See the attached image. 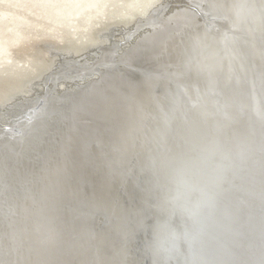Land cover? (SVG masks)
I'll use <instances>...</instances> for the list:
<instances>
[{
	"label": "bare ground",
	"instance_id": "obj_1",
	"mask_svg": "<svg viewBox=\"0 0 264 264\" xmlns=\"http://www.w3.org/2000/svg\"><path fill=\"white\" fill-rule=\"evenodd\" d=\"M17 1L0 0V103L9 102L7 104L8 109L12 108L13 113L18 112V107L30 102H36L35 108L41 110L47 107V105L42 104L44 103V99L49 95H56V98L53 99V107L56 110L54 111L53 107H51V111H49V114L46 113L45 118H43L45 116L44 112V116H41L40 120H37L39 121L38 124L34 120H28L27 124L30 123L28 126L33 127L28 131V134L25 130V124L23 125L20 122L18 125V129H20L18 132H22L24 135L27 134L28 143L34 138L47 142L48 138L51 137V140H48L50 141L49 153L51 154V159L47 161L46 166L37 168L35 164H32V161H24L29 167L25 175L27 178L25 181H30V176L39 174L37 169L43 168L39 174L41 175L40 180H36L35 177L34 180L30 181L32 182L31 187L34 190L35 188L39 190L41 186L43 188L38 191L39 197H36L37 193L32 192L34 193L33 195L22 200H18V196L16 195H19L16 187L19 182L17 171L20 161L14 165H9L14 172V178L10 180L9 184V190H11L10 199L12 201L9 199L10 203L5 206L11 217H8V220L10 221L12 231H14V236H16L17 251L15 246L13 247L15 249L14 255L10 252L11 249H4L5 254L3 256L0 254V264L68 263L64 258L72 250L70 246L75 244L77 246L81 243L73 236V234H76L77 227L72 228L65 221L63 214L57 211L70 205L68 195H73L78 188L86 186L87 159L90 153L100 149L95 148L96 144L105 145L107 142L105 140H109L112 136L118 134L124 135L122 133L123 130L119 131L122 126V111L124 108L130 107L133 98L141 96L132 103V105L137 106V110H134V113L137 115H142L144 110L143 104L145 102L140 103V101H146L149 108L151 102H157L156 96L159 98V107H164L163 98L155 95L149 87H153L154 83H159V79L164 82L174 79L175 73L179 74L180 65H178V61L181 67L189 66L187 70L183 67L186 72L192 68H198V70L201 68L200 70H202L210 64V58L213 60L216 58L224 64L227 61L226 64L229 66H231L230 62H232L235 77H238L237 80L234 78V82H240L239 77L250 74L252 76V84L245 85V88L249 89V95L243 94V97L240 99L238 95L229 93L226 101L230 97H234L235 100L230 99L232 103L230 107H235L236 110L242 112L240 110L241 106L236 101L239 99L242 108L254 110L256 115L264 118V33L260 32L262 31V27H264V0H251V3L246 0H207L206 6L208 8L198 6L197 3H194V0H153L147 6L141 5L144 0H140L138 1L140 6L134 12L130 10L132 3L127 7L125 6L126 0H87L85 3L79 0H71L73 2L64 12L62 8H55V3L46 6V3L43 2L44 0H39L38 4L43 3L47 14H49L45 18H40L39 15L34 16V12H31L34 8L38 7V4L35 3L36 1H21L20 5H18ZM63 1L66 2L67 0ZM133 1L135 2L136 0ZM159 3L158 10H154V13L143 21V19L150 15L149 12ZM66 4L68 3L66 2ZM242 7L244 9L240 10ZM112 9L115 11L114 13H112ZM30 12L31 14H29ZM201 12L207 13L209 19L205 17L206 21H201L199 16ZM218 13L223 14V18H215V15ZM67 16L68 18H66ZM226 19L228 22H220ZM259 19L262 21V27L255 33L253 28L256 29ZM158 20H162V24L157 23ZM207 22L215 26L213 30H218L219 38H216L215 43L209 44L207 39H204L201 40L204 44H195L194 42L203 37L211 39V37L207 36H212L213 30L209 29ZM129 24L130 26H128ZM117 25H120V29L121 25L128 27L126 31L127 38L128 36L131 37L135 31H138L142 27L149 26L150 28L144 29L139 34L137 33L135 42L131 41L130 44H125V48L122 49L120 46H117L121 45L120 41L115 42L117 37L114 38L115 36H119V33L118 35L116 34L118 31L112 33L118 29ZM115 27L117 29H114ZM106 30L112 33L108 38H112V41L115 42L114 44L109 43L108 35L99 36L102 31ZM232 30L237 31V36H235L236 34L232 35ZM224 35L227 36L223 37ZM124 39H126L125 36ZM46 41L47 44L52 42L56 46L58 44L63 46L61 49L64 52L68 51L70 55L71 53L77 55V59L75 57L64 58L63 60L66 59V61L60 62L62 64L61 67H63L59 68L62 71L57 73L56 69L58 68L54 59L50 61L43 59L46 57V53H49L48 49L46 51L42 47V42ZM106 41H108L109 45L107 51H111V53L106 50L101 51L102 49L99 48L97 58L94 54L90 57V53L85 55L87 52H91V50H96V47L100 46V44L101 46L103 43L106 44ZM245 48L250 49V56H245ZM32 49L34 53H41L43 57L41 56L38 60H27L29 57L25 59L21 58L20 55L24 51L29 52ZM37 54L36 57L39 56ZM109 55L113 56L112 60L108 58ZM83 57L86 59H83ZM114 58H117L116 61ZM139 58H142V60H139ZM174 58L178 60L176 63L172 61ZM254 62L257 63V67H253ZM239 64H245L247 69H244V66L242 67ZM98 65L100 67L107 66L104 68L113 66V68H117L115 70L116 73L110 76L103 68L99 72V70L97 71L100 68ZM58 66L60 65L58 64ZM70 72H76L75 75H86L90 72L92 74L100 73L102 76L103 74L105 76L101 78L94 77V81L85 79L79 82L76 79H70V75H68ZM61 73L62 75H67L66 77H62L67 81L56 84L57 78L60 77L59 74ZM116 75H121V78L120 82L114 83L117 78L115 77ZM228 75L229 72L225 71L226 78H230L233 74L227 77ZM40 79L43 80L38 82ZM209 81L216 82L213 79H209ZM32 82H35V84L30 87V90H25V87ZM50 82L54 84L48 86ZM200 87L203 86L197 84L190 85L191 89L194 88L198 91L197 94L202 93L199 96L200 99L206 98L207 101H211L212 98H217L216 100L225 98L224 93L219 90L216 93L217 90H208V88L205 90ZM245 88L234 84V89H239L243 93ZM60 89L62 91H59ZM32 90H36L37 92L35 91L36 93H31L28 96V93ZM22 93L26 96L19 99L15 98ZM165 101L169 104L172 99L168 98ZM233 110L235 111L234 115L229 120L239 123L238 125H234L232 130L235 134L239 137L247 135L246 138H252L256 144L259 138L264 139V123L257 124L255 122V120L258 122L260 117L255 115L251 118L250 111L242 116L234 108ZM257 110L261 113H257ZM5 111L2 112L0 117V123H3V126L0 128L1 136L8 137L7 133L11 132L17 136L14 137L15 140H12L13 143L18 141V143L23 145L22 135L15 133V127L17 126L7 124V122L5 124L4 121L7 120V118L4 119L3 117L6 114ZM167 111L171 117H174L173 114L175 113L171 110V105H167ZM28 114L32 116L31 113L28 112ZM39 116L37 115L36 117ZM146 116L145 114V118ZM24 120L27 121V119ZM149 120L152 121L154 118H151L150 115ZM168 120L171 125V119ZM116 121H118L116 124L119 126V130L107 133V131L112 129V125H115L112 122L115 123ZM35 127L36 132L32 131ZM47 130L52 132V134L48 135ZM44 132H46V135ZM38 134L42 136L39 137ZM78 141L87 144L86 146L83 145L82 149H75L74 145ZM31 144L30 146L29 144L26 145L30 149L40 153L37 145L33 142ZM52 145L57 147V149L52 150ZM0 147H2V141L0 142ZM7 147L6 143V150L8 152ZM103 150L104 148H101V151ZM120 151L128 153L130 150H128L127 144H123ZM56 156L57 159L54 158ZM82 160L85 161V165L81 163ZM65 175H67L66 178ZM74 178H77L78 181H74ZM152 180H155V178L153 177ZM254 180L260 181L259 177H256ZM97 188H100L101 192L105 193L104 197L106 199H103L104 201L111 198L110 200L114 202L120 195H117L119 190L117 185L114 188H109V185L103 182L102 184L98 183ZM12 192L15 193L13 194ZM135 192L136 189H134L132 195ZM19 203L21 204L18 205ZM60 204L64 206L60 207ZM0 205H3V203ZM0 209H3V207ZM129 210L130 207L128 206L126 211ZM135 215L136 221L138 220L139 222L141 216ZM124 218H126V221L129 219L130 224L127 223L124 227V230L129 232L130 226L136 221L134 219L131 220L129 213ZM158 227L159 225L155 227V232ZM168 231L170 232L166 233L163 243L157 247L160 249V252L162 250L169 251L171 256L175 258L177 251L174 245L179 246V242L174 239V243L171 245L166 240L175 237L177 234L174 230L170 229ZM84 233L90 235L93 233V229L86 228ZM61 236L62 238H60ZM51 237L55 239H50ZM64 237H67V241L63 240ZM102 240L104 238L99 237V242L97 243L101 245ZM107 240L104 241L107 242ZM129 240L134 242L133 238H129ZM18 246L20 247L19 252ZM129 247L128 253L122 251L120 264H140L133 261L137 260V255L141 253L139 246L134 244ZM135 254L136 256L134 257ZM144 255L146 254L144 253Z\"/></svg>",
	"mask_w": 264,
	"mask_h": 264
},
{
	"label": "water",
	"instance_id": "obj_2",
	"mask_svg": "<svg viewBox=\"0 0 264 264\" xmlns=\"http://www.w3.org/2000/svg\"><path fill=\"white\" fill-rule=\"evenodd\" d=\"M246 1L251 3V0ZM194 3L201 7H207V0H194ZM159 5L160 3L149 12L150 15L143 21L149 18L154 10H158ZM242 9L244 7L240 8V10ZM202 12L201 15L199 14L200 19L206 21L204 18H208V15ZM220 22L225 23L228 20ZM157 23L162 24V20H158ZM261 24L262 21L259 19L256 29L253 28L255 33L262 27ZM207 26L212 30L215 28L210 23ZM124 28L127 31L128 27ZM149 28V26L142 27L135 31L131 37H126V44H130L131 41L135 42L137 33ZM260 32L264 33V27ZM236 33V30H232V35ZM110 34L112 33L106 30L102 31L99 36L108 35V38L111 36ZM225 36L227 35L223 37ZM207 37H211V39L203 37L194 43L204 44L201 41L204 39H207L209 44L215 43L216 38H219L218 30H213L212 36ZM108 39L109 43H115L112 38ZM117 46L121 47V45ZM117 46L115 47L118 48ZM249 50V48H245V56H250ZM108 52L111 53V51ZM65 57L77 58V55L69 53ZM172 61L176 63L178 60L174 58ZM209 61L210 64L202 70L199 67V70L192 68L188 72L186 70L189 66H183L186 69L184 71L178 61L179 74L176 72L174 79L165 82L159 79V83H154L153 87H149L155 95L163 98L164 107H159V98L156 96L158 103L151 102L149 108L146 101H140V103L145 102L144 110L142 115H137L134 113L137 106L132 103L141 96L133 98L130 107L124 108L125 110L122 111L120 130L116 124L118 121H116L112 122L115 124L112 125V129L107 131L108 133L113 130H123L124 135L112 136L109 140H105L107 141L105 145L96 144L95 148L100 149L90 153L87 159L86 186L78 188L73 195H68L70 205L63 203L68 207L65 206L60 211H57L56 208V211L63 214L65 221L72 228L77 227L76 234L73 236L78 242L83 243V245L70 246L72 250L64 258L68 261L67 264H120L122 251L128 253L129 246L134 244L139 246L141 253L137 255V260L133 261L140 264H264V139L259 138L256 144L252 138L247 139V135L239 137L235 134L232 130L234 125L239 123L229 120L234 115L233 108L236 110L235 107H230L232 104L230 99L235 100V98L230 97L226 101L229 93L238 95L240 99L243 94L249 95V89L245 88V85L252 84V76L250 74H248L249 76L242 75L239 77L240 82H234V78L237 80L238 77H235L232 62L229 66L226 64L227 61L224 64L216 58L214 60L210 58ZM141 62L143 63V61ZM61 65L57 68H62ZM239 65L247 69L245 64ZM116 66L118 67L117 64ZM254 66L257 67L256 62H254ZM104 67L107 66L100 67L97 71L100 72L103 68L110 76L116 73L117 68ZM58 69H56L57 73L62 71V69ZM225 71L229 72L227 77L233 75L226 78ZM62 73L59 74L60 77L57 78L56 84L67 81L62 78L67 75H62ZM92 73L75 75L76 72H70L68 75H70V79L73 78L79 82L85 79L94 81V76H98L97 78L105 76L100 73ZM115 77L117 78L114 83L120 82L121 75ZM138 77L141 78L140 75ZM209 79L216 82H210ZM42 80L40 79L38 82ZM202 83L206 85L204 86ZM34 84L35 82L30 83V86L25 87V90H30ZM51 84L54 83L50 82L48 86ZM193 84L203 86L200 88L205 90L207 88L208 90H217L216 93L219 90L224 93L225 98L220 100L212 98L211 101H207L206 98L200 99L199 96L202 93L197 94V90L190 88V85ZM234 84L244 87V93L239 89H234ZM35 91H30L28 96L37 92ZM24 96L19 97L18 95L15 98L19 99ZM54 98L56 95H49L44 99L42 104L47 105L45 109H36V102H30L18 107L17 113H13L12 108L8 109L9 102L0 103V117L2 112L7 109L3 116L4 119L7 118L4 121L5 124L7 122V124L17 126L15 133L22 135L24 141L23 145L18 141L13 143L15 134L10 132L7 133L8 137H4L0 133V142L2 141V147H0V204L3 203L0 205V208L3 207L0 209V254L2 256L5 254L4 249H11L12 254L15 249L17 251L16 236H14V231H12L8 220V217H11L5 206L10 203L9 184L10 180L14 178V172L9 165L20 161L17 171V178L20 180L18 179L16 187L19 193V195L16 194L18 200L27 199L34 194L32 192L37 193L36 197H39L38 191L43 186L39 190L37 188L34 190L30 181L35 177L36 180H40L41 175L39 174L43 168L37 169L39 174L30 176V181H25L29 167L24 161H32L36 168L46 166L47 161L51 159L50 141H48L51 140V137L48 136L47 142L34 138L28 143L27 134L33 127L28 126L30 123L27 124V122L34 120L38 124L37 120L44 116V112L43 118H45L46 113L49 114L53 107ZM168 98L172 99L169 104L165 101ZM236 101L242 111L236 110L238 114L243 116L250 111L251 118L256 115L254 110L242 108L239 99ZM167 105H171V110L175 113L174 117L168 114ZM53 110L56 109L53 107ZM37 115L40 116L36 117ZM150 115L154 120H149ZM168 119H171V125ZM20 122L25 124L27 132L25 135L18 132ZM255 122L257 124L264 123V118L260 117L259 121L255 120ZM106 123L108 122L106 121ZM2 124L0 123V128L3 126ZM32 131L36 132V127ZM47 133L48 135L52 134L49 130ZM44 134L46 135V132ZM9 139L12 142L8 141ZM31 142L37 145L40 153L27 147L26 144L30 146ZM250 142L252 143L250 144ZM86 144L78 141L74 146L75 149H82ZM123 144H127L128 150H130L128 153L120 151ZM51 148L52 150L57 149L53 145ZM101 148L104 150L101 151ZM54 158L57 159V156ZM81 163L86 164L83 160ZM66 177L67 175H65ZM153 177L155 180H152ZM256 177H259L260 181H255ZM74 181H78V179L74 178ZM103 182L107 183L109 188H114L116 185L119 187L117 195H120L114 202L110 200L111 198L103 200L106 199L105 193L97 188V184ZM134 189L136 192L132 195ZM10 200L12 201V199ZM64 205L60 204V207ZM128 206L130 210L126 211ZM127 213L130 214L131 220L135 221V214L141 216L139 222L138 220L133 222L129 232L124 230L125 225L129 223V219L126 221L124 218ZM157 225L159 227L155 232ZM86 228H92L93 233L86 235L84 233ZM170 229L174 230L177 235L166 241L171 245L174 243V239L179 242V246L174 245L177 251L175 258L169 251L162 250L160 252L157 247L163 243L165 235L170 232L168 231ZM28 231L30 230L28 229ZM99 237L104 240L109 238V240L107 242L102 240L99 245L97 243ZM129 238H133L134 242H131ZM50 239L55 238L51 237ZM63 240L67 241V237H64ZM19 249L18 246V252ZM144 252L148 253L144 255ZM149 252H151L150 255Z\"/></svg>",
	"mask_w": 264,
	"mask_h": 264
},
{
	"label": "rangeland",
	"instance_id": "obj_3",
	"mask_svg": "<svg viewBox=\"0 0 264 264\" xmlns=\"http://www.w3.org/2000/svg\"><path fill=\"white\" fill-rule=\"evenodd\" d=\"M21 1H25L26 2V0H18L17 2L19 3H17L18 5H20L21 4ZM34 1H36L35 3H39V0H34ZM80 2H84L85 3V1H87V0H79ZM138 1H140V0H136L135 2L133 1V0H126V3H125V6L127 7V6H129L131 3V7H130V10L132 11V12H134V10L135 9H137L140 5H139V2ZM153 0H144L143 1V3L141 4V5H143V6H147L148 4H150L151 2H152ZM167 1V0H166ZM43 2H45L46 3V6L47 5H49V4H51V3H55V8H57V9H61L62 8V10H63V12L65 11V10H67L68 9V7H69V5L73 2V1H71V0H67L66 2L68 3V4H66V2L65 1H63V0H44ZM14 3L16 4V2L14 1ZM136 3H138V4H136ZM38 7H36V8H34L31 12L33 13V15L34 16H40V18H45V17H47L49 14H47V11L45 10V8H44V5H43V3L42 4H38L37 5ZM64 8V9H63ZM12 9H14V7H12ZM31 12L29 13V14H31ZM115 11L112 9V13H114ZM111 13V14H112ZM32 15V16H33ZM223 14H216L215 15V18H217V19H221V18H223ZM66 18H68V16L66 17ZM215 18H213V19H215ZM118 26V25H117ZM114 29H117V27H115ZM124 29V30H123ZM123 30V32H121V31ZM118 31V32H117ZM120 31V32H119ZM117 32V33H116ZM112 33H116L117 35H118V33H119V36H115L114 38H116V40L113 38V40H115V42L116 41H120V43H121V48L123 49V48H125V44H126V39H124V36H125V38H126V36H127V33H126V31H125V28H124V26L123 25H121V29H120V27L118 26V29L117 30H114V32H112ZM122 33V34H121ZM126 33V34H125ZM116 34H114V35H116ZM123 36V37H122ZM118 38H120V39H118ZM118 39V40H117ZM108 41H106V44L105 43H103L102 44V46H101V44H100V46H98V47H96L95 49L96 50H91V52H87V54H85V55H88L89 53L90 54H92V55H90L89 54V57L90 56H93V54L95 55V57L99 54L98 52H99V50L100 49H106V51H107V47L109 46L108 45V43H107ZM45 43V44H44ZM42 42V47H44L45 48V50L46 51H48L49 50V53L47 52L46 54V57L45 58H43L45 61H47V59L50 61L51 59H54V61L56 62V67H58V64L60 65V62H65L66 61V59L65 60H63L64 58H69V57H65V56H68L69 55V53H68V51H66V52H64L62 49H61V47H63V46H61V45H59L58 44V46H56V44H53L52 42H49L48 44H50V43H52V44H50V45H48L47 44V41L46 42ZM60 46V47H59ZM50 47V48H49ZM92 48V47H91ZM100 48V49H99ZM48 49V50H47ZM93 49V48H92ZM63 52V53H62ZM108 52V51H107ZM24 53V54H23ZM20 56H21V58H27V57H29V58H27V60L28 59H36V60H38L41 56H42V54L41 53H34V50L32 49L31 51H29V52H23ZM62 53V55H60ZM68 53V54H67ZM102 53V52H101ZM36 54L37 55H39L38 57H36ZM19 56V57H20ZM43 57V56H42ZM109 59H112L113 58V56L112 55H109V57H108ZM77 59V58H76ZM82 59V58H81ZM83 59H86L85 57H83ZM57 61H58V63H57ZM55 67V68H56ZM47 75V74H46ZM45 75V76H46ZM95 78H97L98 76H94ZM27 92V91H26ZM26 92H25V94H26ZM21 95H23L24 96V93H22V94H19V96H21ZM28 95V94H27ZM26 96V95H25ZM145 253V252H144ZM148 252H146L145 254H147ZM151 254V252H149V255Z\"/></svg>",
	"mask_w": 264,
	"mask_h": 264
}]
</instances>
